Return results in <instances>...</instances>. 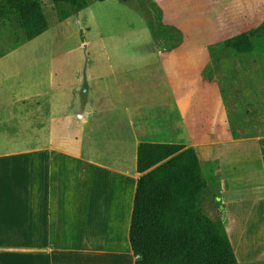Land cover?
Returning <instances> with one entry per match:
<instances>
[{"label": "crops", "instance_id": "0c3cea01", "mask_svg": "<svg viewBox=\"0 0 264 264\" xmlns=\"http://www.w3.org/2000/svg\"><path fill=\"white\" fill-rule=\"evenodd\" d=\"M106 46L105 70L91 59L88 75L75 69L65 82L55 60L43 61L40 89L0 102V264H136L130 226L140 142L194 147L201 164L219 159L230 188L237 184L223 169L245 152L255 161L246 173L247 187L255 175V203L264 193V134L235 138L236 127L255 128V116L249 126L231 116L221 89L203 78L208 48L152 42L153 59H141ZM151 73L157 81L146 79ZM258 121L264 130V116Z\"/></svg>", "mask_w": 264, "mask_h": 264}, {"label": "rangeland", "instance_id": "374dc122", "mask_svg": "<svg viewBox=\"0 0 264 264\" xmlns=\"http://www.w3.org/2000/svg\"><path fill=\"white\" fill-rule=\"evenodd\" d=\"M42 2L49 19L56 21L60 16L56 6L51 0ZM263 20L264 0L93 1L27 41L18 17L10 14L0 24V102L11 105L30 89H40L43 61L55 60L54 69L64 72L60 80L68 82L75 69L88 75L90 70H84L91 59L100 61L94 70H105L111 47L106 45L120 48L117 52L122 57L133 54L141 59H153L155 52L146 49L152 42L162 50L206 47L208 56L200 64L203 78L221 89L231 116L239 114L248 126L255 116V128L236 127L235 138L263 135L258 119L264 116V50L240 54L223 46L226 38L257 27ZM68 60L70 64L59 65L58 61ZM149 76L157 81L153 73L146 79ZM155 105L148 100L146 107L152 110ZM239 156L240 162L228 160L223 169L237 184L232 188L221 174L219 159L203 158V176L208 182L204 206L211 217L222 218L240 264H264V193L257 195L255 203V175L254 187L246 185V173L255 169V161L245 152ZM260 252V260L252 259Z\"/></svg>", "mask_w": 264, "mask_h": 264}, {"label": "trees", "instance_id": "16d2710c", "mask_svg": "<svg viewBox=\"0 0 264 264\" xmlns=\"http://www.w3.org/2000/svg\"><path fill=\"white\" fill-rule=\"evenodd\" d=\"M93 1L106 0H51L60 12L52 21L42 0H0V24L16 15L29 41ZM223 46L240 54L264 50V20L226 38ZM137 170L141 176L130 226L136 264H240L222 218L205 209L208 182L194 147L140 142Z\"/></svg>", "mask_w": 264, "mask_h": 264}]
</instances>
